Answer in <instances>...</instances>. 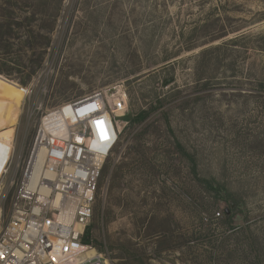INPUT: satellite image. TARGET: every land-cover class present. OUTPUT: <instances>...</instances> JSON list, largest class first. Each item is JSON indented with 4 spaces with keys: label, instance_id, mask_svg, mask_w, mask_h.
<instances>
[{
    "label": "rangeland",
    "instance_id": "1",
    "mask_svg": "<svg viewBox=\"0 0 264 264\" xmlns=\"http://www.w3.org/2000/svg\"><path fill=\"white\" fill-rule=\"evenodd\" d=\"M0 63V223L41 112L110 88L126 108L92 248L112 264H264V0H0Z\"/></svg>",
    "mask_w": 264,
    "mask_h": 264
},
{
    "label": "built area",
    "instance_id": "2",
    "mask_svg": "<svg viewBox=\"0 0 264 264\" xmlns=\"http://www.w3.org/2000/svg\"><path fill=\"white\" fill-rule=\"evenodd\" d=\"M19 87L25 101L32 88ZM125 108L124 94L100 88L41 112L0 223V264H112L95 248L88 254L92 246L81 237L99 198L101 171L121 133L115 118ZM12 145L0 137V216Z\"/></svg>",
    "mask_w": 264,
    "mask_h": 264
},
{
    "label": "trees",
    "instance_id": "3",
    "mask_svg": "<svg viewBox=\"0 0 264 264\" xmlns=\"http://www.w3.org/2000/svg\"><path fill=\"white\" fill-rule=\"evenodd\" d=\"M5 70H7V67H6V64L5 63H0V72L1 71H5ZM204 185H205V190L206 191H217L218 192V188L215 186V185H213V182L212 181H210V180H204ZM97 204V203H96ZM96 204L94 205V209H93V217H92V221H91V223L85 228V230H84V233H83V235H82V237H81V241H82V243H85V244H90L91 242H90V230H91V228H92V225H93V220H94V217L96 216V212H97V208L95 207L96 206ZM223 214H224V221H227L228 219H229V217H230V213H229V211L227 212L226 211V209H223ZM93 242V241H92Z\"/></svg>",
    "mask_w": 264,
    "mask_h": 264
},
{
    "label": "bare ground",
    "instance_id": "4",
    "mask_svg": "<svg viewBox=\"0 0 264 264\" xmlns=\"http://www.w3.org/2000/svg\"><path fill=\"white\" fill-rule=\"evenodd\" d=\"M0 78H3V77L0 75ZM93 252H94V249H93V248H89V249L87 250V253H88V254H93Z\"/></svg>",
    "mask_w": 264,
    "mask_h": 264
},
{
    "label": "water",
    "instance_id": "5",
    "mask_svg": "<svg viewBox=\"0 0 264 264\" xmlns=\"http://www.w3.org/2000/svg\"><path fill=\"white\" fill-rule=\"evenodd\" d=\"M233 205V203H231V206ZM226 211L228 212L229 210L228 209H226Z\"/></svg>",
    "mask_w": 264,
    "mask_h": 264
}]
</instances>
